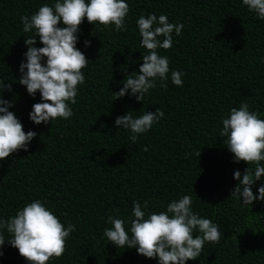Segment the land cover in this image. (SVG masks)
<instances>
[{"label": "trees", "instance_id": "1", "mask_svg": "<svg viewBox=\"0 0 264 264\" xmlns=\"http://www.w3.org/2000/svg\"><path fill=\"white\" fill-rule=\"evenodd\" d=\"M42 2L0 0L4 76L18 77L26 50L28 34L22 31L20 16L33 13ZM127 2L125 30L94 28L86 19L79 25L76 46L90 62L81 70L85 82L78 86L72 117L33 124L28 112L39 102V93L29 96L18 82L12 83L11 93H3L6 99L15 97L9 110L23 130L37 135L27 151L0 160V217L38 198L62 222L75 224L64 254L47 264H156L134 248L107 243L102 237L110 226L105 217L114 211L127 216L133 200L148 201V210L154 211L189 194L194 211L217 223L223 235L218 243H205L200 256L186 264H264V203L254 201L249 208L230 196L236 184L233 171L243 172L247 165L233 162L218 136L221 116L242 101L264 118V64L258 60L264 55V20L241 0ZM148 13L166 14L170 22L184 25L169 49H158L169 58L170 69L183 71V84L169 80L161 87L158 82L143 104L128 95L112 100L124 74L142 63L139 57L145 50L135 22ZM35 46H41L38 40ZM156 108L164 116L135 144L113 125L127 110L139 114ZM0 250V264H26L7 240Z\"/></svg>", "mask_w": 264, "mask_h": 264}, {"label": "clouds", "instance_id": "2", "mask_svg": "<svg viewBox=\"0 0 264 264\" xmlns=\"http://www.w3.org/2000/svg\"><path fill=\"white\" fill-rule=\"evenodd\" d=\"M241 4L258 20H264V0H241ZM128 13L127 0H44L36 11L20 16L22 31L28 35L23 40L26 50L18 65L19 75L9 77L0 72V160L18 150L27 151L37 135L33 130H23L18 117L9 110L15 97L6 99L3 93H11L15 82L24 86L29 96L39 93V102L33 103L28 112L33 124L49 125L58 118L69 119L73 116L71 105L77 102L78 86L85 82L81 70L90 62L76 46L79 25L86 19L94 28L111 25L114 30H125ZM135 23L145 54L140 55L142 63L137 69L124 74L122 87L112 92V100L128 95L143 104L145 95L158 82L161 87H166L169 80L182 86L183 71L170 69L169 58L158 49H169L174 35H181L184 25L170 22L166 14L155 13L140 15ZM37 40L39 47L35 46ZM83 43L88 47L90 41ZM258 60L264 64V55ZM134 112L127 110L113 120V125L125 130L133 144L164 116L159 108ZM220 119L218 136L233 162L242 160L247 165L243 172L233 171L236 184L230 196L249 208L254 201L264 203V118L242 101L239 107H229ZM105 224L110 225L102 231L107 243L121 249L134 248L137 254L155 259L156 264H186L200 256L205 243H218L223 235L217 223L194 211L189 194L154 211L148 210V201L133 200L130 214L120 216L114 211L105 217ZM75 230V224L62 222L46 202L34 198L13 215L0 217V249L7 240L26 264H47L64 254L66 241Z\"/></svg>", "mask_w": 264, "mask_h": 264}]
</instances>
